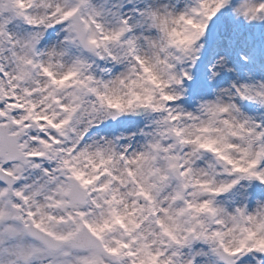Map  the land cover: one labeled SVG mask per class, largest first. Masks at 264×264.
<instances>
[{"label": "snow or ice", "instance_id": "6c2138e0", "mask_svg": "<svg viewBox=\"0 0 264 264\" xmlns=\"http://www.w3.org/2000/svg\"><path fill=\"white\" fill-rule=\"evenodd\" d=\"M0 264H264V0H0Z\"/></svg>", "mask_w": 264, "mask_h": 264}]
</instances>
